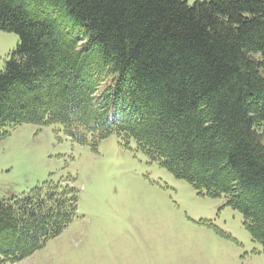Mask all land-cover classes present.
<instances>
[{
    "label": "trees",
    "instance_id": "obj_1",
    "mask_svg": "<svg viewBox=\"0 0 264 264\" xmlns=\"http://www.w3.org/2000/svg\"><path fill=\"white\" fill-rule=\"evenodd\" d=\"M0 31L18 37L0 71V140L32 124L93 151L133 141L222 196L264 252V0H0ZM77 211L70 181L0 199V256L27 258Z\"/></svg>",
    "mask_w": 264,
    "mask_h": 264
},
{
    "label": "rangeland",
    "instance_id": "obj_2",
    "mask_svg": "<svg viewBox=\"0 0 264 264\" xmlns=\"http://www.w3.org/2000/svg\"><path fill=\"white\" fill-rule=\"evenodd\" d=\"M189 5L196 1L184 0ZM18 37L0 31V71ZM260 56V55H259ZM0 140V199L72 182L77 218L13 264H264V252L224 198H210L115 135L93 151L59 125L23 124ZM0 264H12L0 256Z\"/></svg>",
    "mask_w": 264,
    "mask_h": 264
}]
</instances>
